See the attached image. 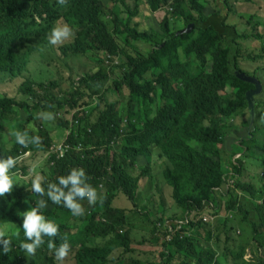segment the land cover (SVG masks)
<instances>
[{"label":"trees","instance_id":"16d2710c","mask_svg":"<svg viewBox=\"0 0 264 264\" xmlns=\"http://www.w3.org/2000/svg\"><path fill=\"white\" fill-rule=\"evenodd\" d=\"M107 1L126 7L125 0ZM146 2L152 12L170 8L175 17L183 19L186 27L184 31L188 29V33L170 32L165 19V37L139 61L130 59V73L125 74L119 84L114 82L113 86L106 88L101 97L103 109H100V104L90 110L83 108L84 114L74 111L70 121H59L58 126L67 132L62 143L71 145L62 158L51 153L55 142L48 136L51 128L49 124L55 118L47 124L41 121L35 128L37 134L26 126L32 120L38 121L37 113L41 111L52 110L56 117L62 111H68L67 108L72 111L78 108L79 101L86 96L88 82L99 84L109 81L111 67L109 64L102 65L93 75L80 80L77 87L68 91L70 98L54 91L57 87L54 81L37 83L24 80L19 87V94L26 98L24 102L7 96L0 97V155L16 156L21 150L27 151L15 142L14 136L11 139L6 136V130L11 125L23 124V130L29 129L30 136L39 135L42 140L39 147L29 145L28 148L36 154L41 152V156L43 152L50 153L48 163L53 166L50 173L45 175L50 182H56L57 177L66 175L73 167L86 170L90 182L103 197L102 202L98 201L92 206L86 200L82 202L85 209L90 208L86 218L73 216L67 208L53 204L50 200L45 210L46 216L59 224L60 236H66L71 242L72 252L75 251V264H127L125 261L109 260L110 254L118 248L131 250L130 234L125 228L127 210L114 207L113 202L123 196L138 205L141 200L140 180L148 171L141 168V172L135 174L134 170L140 168L137 166L138 159L142 155L149 157L154 150L164 160L163 178L172 189V199L178 212L167 218L170 220L166 230L158 233L157 224L161 222L160 227H163L164 221L161 219L164 218L153 221L149 218L151 212H144L147 210L146 204L141 206L139 211L154 223L153 240L158 241L160 235L166 238L161 251L162 261L152 264H175L177 257L182 258L180 264H229L224 256L217 257L213 244L201 239L210 226L209 222L203 223L202 219L208 211L218 212L222 201L228 212H238L248 217L252 207L244 205L249 198L253 199L249 203L254 208V219L250 222L251 243L257 244L261 254L257 264H264V203L257 205L256 201L262 195L252 185L241 182L243 156L264 163V141L260 143L255 139L256 131L264 130V125L257 124L259 105L255 100L264 95V88L254 75L247 74L239 67V41L242 35L237 26L224 23L229 11L228 0L220 1L222 9L228 8V11L218 9L211 12L212 16L205 14L197 0ZM187 3L196 13L188 10ZM105 7L103 0H68L63 6L57 0H0V79L12 81L21 78L32 53L43 52L45 45H50L48 33L57 22L71 25L75 32L72 42L59 48L61 57L85 55L88 52L105 53V60L111 63L115 57L123 54L115 35L127 32L131 38H139L136 31L128 28L130 17L138 7L132 10L127 8L128 18L123 25L116 17L113 30L104 20L107 13ZM250 17L246 27H252L255 39L264 41L262 35L255 34L254 27L259 25L252 22ZM181 46L187 58L211 53V65H208V61L183 63L173 58L172 54ZM262 55H259V60L264 59ZM166 57L169 64L157 74L162 67L161 60ZM148 70L152 71V78L145 80L144 74ZM119 85L126 87L136 98L128 107L129 117L124 121L129 125L125 129L126 133H120L123 121L116 117L115 103L107 100L108 94L116 91ZM84 88L85 93L81 91ZM97 94L93 92L91 99ZM29 101L33 104L30 105ZM154 103L156 109L151 117ZM96 110L97 117L93 120L92 114ZM246 110L250 118L245 119L248 133L234 143L236 151L233 157L237 154L241 156L230 158L231 165L227 171L221 157L224 137L231 129L229 123ZM22 111L27 113L26 117ZM135 116L138 121L132 124L131 119ZM23 119H26L25 123ZM6 140L13 146L7 147ZM79 145L84 148L81 152L76 150ZM15 171L16 168L12 169V172ZM261 179L264 182V173ZM100 184H103L104 189ZM41 198L18 187L0 197V226H19L15 235L9 227L7 236L12 241L11 250L3 253L0 249V264H40L35 260L24 262L19 245L26 239L21 214L35 206L36 200ZM178 225L181 231L177 230ZM211 232L207 233V239L212 235ZM48 239L45 237L43 246L46 251ZM52 239L59 246L60 238ZM233 257L235 263L252 264L245 262L241 254ZM44 264H55L54 258L48 257Z\"/></svg>","mask_w":264,"mask_h":264},{"label":"rangeland","instance_id":"374dc122","mask_svg":"<svg viewBox=\"0 0 264 264\" xmlns=\"http://www.w3.org/2000/svg\"><path fill=\"white\" fill-rule=\"evenodd\" d=\"M106 3L104 20L109 25L111 30L114 29V20L116 17L121 21L122 25L126 23L128 15L126 13L127 8L133 9L135 6L138 8L134 15L130 17V22L128 28L136 31L139 38H131L127 32L123 35H115L117 43L123 51V54L115 57L111 63H107L105 60V53L97 54L96 52H88L85 55H74L68 58L61 57V52L59 48L65 44L72 42L73 38L66 41L62 45L53 46L45 45L43 52L35 51L29 57V62L27 65V70L24 72L23 76L19 79L6 80L0 79V97L7 96L11 99H15L18 102H24L25 97L19 94V87L24 80L35 81L37 83H48L54 81L57 87L54 88L56 93H62L66 97L70 98L68 91L77 87L80 80L86 79L87 77L93 75L98 71L100 66L109 64L110 65V80L104 81L99 84L88 82V86L81 91L85 93L84 99L79 101L78 108L79 113H82V108L90 110L95 108L100 104V109L104 108V102L101 101V97L105 93L106 88L113 86L114 82L118 84L121 82L122 77L130 73L128 68L130 59H136L139 61L141 57L151 53L154 50L155 44L161 41L165 37L164 24L165 19H167V26L170 32H182L186 29L183 19L175 17L170 8H163L162 11L152 12L147 5L146 0H125L126 7L121 4H114L112 1L103 0ZM222 0H197L206 15L212 16L211 12H215L218 9H222ZM228 8L223 10V12L228 11V16L224 23L228 25H235L238 28L239 34L242 35L240 43L241 56L238 57L239 67L247 72V74L254 75L260 82L263 83L264 88V59L259 60V55H264V41L255 39L256 35H253L252 27L248 26V17L252 22L257 23L254 27L255 34L262 35L264 37V0H228ZM188 10L191 13H196L192 11L190 5L187 3ZM188 33V32H187ZM250 36L249 38H247ZM203 57H197L191 55L186 57V51L184 47H178L176 51L172 54L173 58L180 59L183 63L193 62L195 60L205 62L208 61V65H211L213 56L210 53L202 54ZM251 56V58L249 57ZM262 55V56H263ZM162 67L158 70L157 74L162 71L166 65L169 64L168 58L161 60ZM164 69L163 71H165ZM257 71L256 74L253 72ZM152 78V71L148 70L144 74V79L149 80ZM140 82L139 84L143 83ZM114 88V87H113ZM116 91H111L108 94V101L115 103L116 117L121 123L120 133H126L125 129L127 125L124 121L128 120V107L136 101L135 96L129 93V90L120 85L115 89ZM93 92L99 93L91 99V94ZM264 92V91H263ZM61 95V94H58ZM62 96V95H61ZM256 103L259 105L257 124L260 126L264 125V95L255 98ZM30 103H33L30 101ZM68 111H62L57 114L55 121L49 124L50 135L52 137L53 143H62L66 137V131L58 126L59 121L67 119L70 121L72 116V110L67 108ZM156 109V103L152 106V114L154 115ZM52 111V110H51ZM54 113V111H52ZM98 111H94L92 114V119L95 120ZM245 113V114H243ZM239 116H236L234 120L229 123L228 132L225 134V143L222 151V159L224 161L223 167L229 171L230 168V158L237 159L241 155L237 154L233 157L236 149L234 143L240 137H246L248 131L246 129L245 122L249 120L248 110L243 111ZM248 113V115H247ZM257 113V111H256ZM22 115L26 117V113L22 111ZM247 119V120H245ZM245 120V121H244ZM44 121L38 119L33 127L28 126V128L33 129L38 123ZM138 118L135 116L131 119V123H136ZM46 124L50 121H44ZM7 134L11 133L10 128L6 130ZM12 138L8 135V139ZM255 139L257 142L262 143L264 141V130L256 131ZM243 168L241 182L245 184L252 185L256 191H260L262 198L257 197V205L264 203V182L261 179L264 173V163L257 161L254 158H248L243 156L242 158ZM29 166L17 164L16 171L13 172L14 179L18 183L14 186L25 191L31 187V177L34 173H39L41 175L49 174L52 169H49L48 161L42 157L37 156L28 162ZM164 160L161 159L159 154L154 150L149 157L142 155L137 162V166L140 168H135L134 173L139 174L141 168L147 169V174L140 180V190H141V200L138 201V205H134L131 201L127 200L125 197L120 196L116 198L113 202V206L116 208H121L127 210V226L125 227L129 232L130 240V251L124 248H118L114 250L110 256L109 260L113 262L125 261L127 264H152V262L159 263L162 261L161 251H163V242L166 238L160 235L158 241L153 240V226L149 219H147L142 213L140 208L146 204L147 210L144 212H151V217L153 221L159 220L160 218L164 221L163 227H160L161 222L157 224L158 233L164 232L168 226L169 217L174 216L178 212L177 205L172 199V189L169 187L163 178ZM28 169V170H27ZM27 170V173H26ZM26 173V174H25ZM104 189V187L102 186ZM104 192V190H102ZM252 198L247 199L244 206L252 207V212L250 216H244L240 213L228 212L225 207L224 201L218 212L205 213V218L202 219L203 223L210 224L207 231H205L201 237L203 241H208L213 244L217 250V257L224 256L229 264H241L242 262H234L233 255L241 254L245 262H251L252 264H257L260 259V252L258 251V246L256 243H251V224L252 218L254 219L253 206L250 205L249 201ZM253 200V199H252ZM150 201V204L149 202ZM92 206V205H90ZM161 206V207H160ZM30 208V207H29ZM85 214H88L90 208L85 209ZM232 217V218H230ZM228 218V219H226ZM249 218V219H247ZM177 220V219H175ZM181 223V222H179ZM7 229L9 227L13 230L14 235L19 229L18 224H6ZM243 228V231L241 230ZM179 230V225L177 226ZM212 231V235L207 239V233ZM170 231H173L170 230ZM181 231V230H179ZM190 235V232L189 234ZM169 237V236H168ZM103 243L102 240H100ZM246 242V243H242ZM52 254L49 250H45L43 247L37 250L34 256H26L22 251V260L28 262L30 260H35L40 264H44L48 257ZM55 261V258H54ZM182 261L181 257H177L174 260L175 264H180ZM56 264V261H55ZM65 264H75V251H71L69 257L65 260Z\"/></svg>","mask_w":264,"mask_h":264},{"label":"clouds","instance_id":"9594fccd","mask_svg":"<svg viewBox=\"0 0 264 264\" xmlns=\"http://www.w3.org/2000/svg\"><path fill=\"white\" fill-rule=\"evenodd\" d=\"M57 3L63 6L68 3V0H57ZM74 36L75 32L71 25L57 22L51 27L47 40L50 45L58 46L69 41ZM29 104L32 105L33 103L29 101ZM79 110V108H76L71 113L74 111L80 112ZM80 114H84L83 108ZM36 118L44 121H52L55 115L52 111H41L37 113ZM23 122L25 123L26 119H23ZM35 122L37 123V120H32L26 127L31 126V124ZM37 125L32 129L35 134H37L35 132ZM31 127H33V125ZM9 128L11 133H6V136H14L15 142L22 148L27 149V151L23 152V150H21L16 156L0 155V197L10 194L14 186L18 183V181L14 179L15 174L12 172V169H14L17 164H20L22 167L24 165L29 166L28 162L30 160L34 157L41 156V152L36 154L28 148L29 145L36 147L40 146L42 140L39 135L30 136L29 129L23 130V124L11 125ZM49 135L50 132H48V136ZM6 141L7 147L10 148L13 146V143L8 140ZM59 147L62 148V155L60 151H57ZM70 149V144L54 143L51 153L55 154L57 158H62ZM76 150L81 152L84 148L79 145L76 147ZM49 154L50 153L43 152L42 157L48 161ZM48 165L49 169L53 166L52 163H48ZM102 186L103 184H100L101 188ZM27 191L42 198L36 200L35 206L30 207L21 214L23 217L22 228L26 239L24 242L20 243V249L26 256H34L37 250L45 245V237H48L47 248L50 254H54V256L51 255L50 257L55 258L56 264H65V260L72 251V244L66 236H60L59 224L46 216L45 210L48 207V201L50 200L53 204L67 208L73 216L86 218V210L82 202L86 200L89 205H95L98 201L102 202L103 197L98 188L90 182V177L83 167L71 168L66 175L57 177L56 182H50L46 176L34 173L31 177V187L28 188ZM7 231L6 225L0 226V249L3 250V253H8L12 245L10 237L7 236ZM72 231L76 232V230ZM119 232L122 233L121 230ZM57 237L61 240L59 246H57L55 240L52 239Z\"/></svg>","mask_w":264,"mask_h":264},{"label":"built area","instance_id":"2783aa9c","mask_svg":"<svg viewBox=\"0 0 264 264\" xmlns=\"http://www.w3.org/2000/svg\"><path fill=\"white\" fill-rule=\"evenodd\" d=\"M107 63H108V61H107ZM57 151H60V152H61V155L63 154V151H62V148H61V147H59V148L57 149ZM203 219H206L205 216H204Z\"/></svg>","mask_w":264,"mask_h":264},{"label":"water","instance_id":"95a60500","mask_svg":"<svg viewBox=\"0 0 264 264\" xmlns=\"http://www.w3.org/2000/svg\"><path fill=\"white\" fill-rule=\"evenodd\" d=\"M187 31H188V29H187ZM187 31H184L183 33L187 32Z\"/></svg>","mask_w":264,"mask_h":264}]
</instances>
